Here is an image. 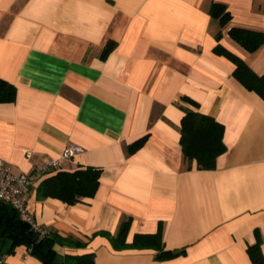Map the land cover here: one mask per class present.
Here are the masks:
<instances>
[{
  "label": "crops",
  "instance_id": "obj_1",
  "mask_svg": "<svg viewBox=\"0 0 264 264\" xmlns=\"http://www.w3.org/2000/svg\"><path fill=\"white\" fill-rule=\"evenodd\" d=\"M213 2L231 14L224 27ZM231 26L264 31V0H0V77L16 87L13 101L0 102V158L27 173L78 144L59 168L101 169L94 196L75 204L38 198L42 177L25 193L37 223L85 242L56 246L59 254L92 253L95 264H255L248 247L259 241L264 255V99L215 51L264 74V45L247 51ZM184 108L224 126L213 169L186 168ZM126 218L127 242L159 231L166 249L184 251L161 259L155 245L113 248L98 231L114 234ZM26 251L4 258L41 264Z\"/></svg>",
  "mask_w": 264,
  "mask_h": 264
},
{
  "label": "trees",
  "instance_id": "obj_2",
  "mask_svg": "<svg viewBox=\"0 0 264 264\" xmlns=\"http://www.w3.org/2000/svg\"><path fill=\"white\" fill-rule=\"evenodd\" d=\"M211 15L224 27L231 19L226 5L213 2L210 8ZM219 31L216 37L220 36ZM229 36L249 52L258 50L264 45V31L241 26H231ZM113 41H108L101 52L104 58L110 51ZM215 51L229 57L234 63L233 76L248 90L256 92L264 99V74L254 71L242 58L217 44ZM16 87L13 83L0 77V102H10L15 99ZM192 104L197 103L189 99ZM224 126L214 117L194 109L184 108L180 125V144L186 168L192 167L195 161L198 169H213L217 157L226 150L223 141ZM147 134L127 145L129 153L139 148L146 140ZM101 169L94 166H78L72 170L56 168L44 173L36 187V196L40 199L53 197L68 204H75L85 197L94 196L99 186ZM129 228V218L123 219L116 231H98L106 236L113 248H145L156 246L157 257L164 259L175 256L184 249H166L161 241L160 232L152 234H136L132 242L126 241ZM96 234V233H94ZM25 245L31 248V255L38 258L41 264H95L92 253L59 254L56 246L79 248L85 242L69 236H63L55 230H48L45 235L31 229L16 209L9 203L0 201V256L11 254L15 248ZM248 250L255 264H264L259 241L250 245Z\"/></svg>",
  "mask_w": 264,
  "mask_h": 264
},
{
  "label": "built area",
  "instance_id": "obj_3",
  "mask_svg": "<svg viewBox=\"0 0 264 264\" xmlns=\"http://www.w3.org/2000/svg\"><path fill=\"white\" fill-rule=\"evenodd\" d=\"M82 147L78 144H69L62 151L60 158L44 161L42 164L35 165L30 172H12L8 163L0 158V201L12 205L19 216L25 220L31 229L40 235H45L47 229L36 222L28 206L25 193L30 185L39 179L44 173L59 168L62 158H69L80 152ZM29 156V154H28ZM31 255V248L27 247L25 257ZM0 264H8L4 256H0Z\"/></svg>",
  "mask_w": 264,
  "mask_h": 264
}]
</instances>
